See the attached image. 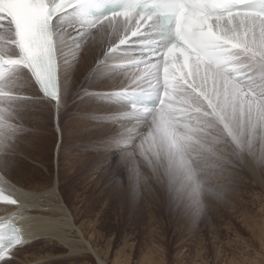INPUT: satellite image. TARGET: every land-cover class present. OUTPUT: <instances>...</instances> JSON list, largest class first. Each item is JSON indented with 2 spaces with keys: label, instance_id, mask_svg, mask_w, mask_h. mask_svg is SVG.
Returning a JSON list of instances; mask_svg holds the SVG:
<instances>
[{
  "label": "rangeland",
  "instance_id": "rangeland-1",
  "mask_svg": "<svg viewBox=\"0 0 264 264\" xmlns=\"http://www.w3.org/2000/svg\"><path fill=\"white\" fill-rule=\"evenodd\" d=\"M251 40L258 53L247 58L249 77L258 82L238 86L218 75L213 80L200 76L201 95L173 96L189 112L176 121L161 113L136 118L128 105L110 101L141 81L138 72L117 66L118 54L100 63L101 53L58 43L61 93L53 104L40 91L29 92L32 97L14 91L20 83L16 75H26L23 68L0 85L11 93L0 100L1 147L14 154L7 143L8 123L25 126L37 119L48 129L36 133L53 143L45 159L41 154L48 163L35 159L39 153L3 156L0 175L8 174L32 197L42 190L21 182L19 174L36 168L45 175L52 183V190L45 189L52 191L51 198L37 199L52 209L56 198L64 201L69 221L81 224L105 264H264V40ZM4 47L1 53L16 54ZM32 101L41 103L37 114ZM144 123L147 129L139 133ZM68 235L74 253L52 251L45 263L38 259L36 264H99L78 233ZM55 241L14 247L12 264L46 254Z\"/></svg>",
  "mask_w": 264,
  "mask_h": 264
},
{
  "label": "bare ground",
  "instance_id": "bare-ground-1",
  "mask_svg": "<svg viewBox=\"0 0 264 264\" xmlns=\"http://www.w3.org/2000/svg\"><path fill=\"white\" fill-rule=\"evenodd\" d=\"M73 23L76 24L75 29H72L70 26V24H73ZM250 26L251 27L247 29L248 42L252 38L264 40V25H259V24L255 23L254 21H252L250 23ZM126 27H127V21H111L110 20V21H104V22L100 23L98 26H96L95 28L89 29L88 27L81 25L80 21L77 19L76 11L74 9L68 10L65 13L60 14L56 18V22H55V26H54L55 52L57 54V48L56 47H58V46H56V45L58 43L59 44L62 43V44H70V45L75 44L78 46L82 45L83 47L87 48L88 50L93 51V53H95V56H97L99 53H101V55H102L111 45L118 43V41L120 40L121 35L123 33V30ZM125 30H127V28ZM237 32L242 33V30L237 29ZM14 40H15V34H14L12 26L9 24V22L4 21V22L0 23V48L3 45H5L4 48L7 47L10 50L14 51L15 50L14 49ZM251 49H252V52L254 54H256V52L258 53V51H256L254 48H252V46H251ZM90 51H89V55L91 54ZM15 52L18 55L17 51H15ZM96 52H97V54H96ZM259 54H260V52H259ZM57 59H59L58 54H57ZM59 68L60 67H58V80H59L58 97H60V93H61ZM16 69L18 70L21 68L18 66H15L14 70H16ZM21 70H23V69H21ZM25 74H26L25 76L16 75L15 80L20 82V83L17 85V87H14V91L17 93H21L24 95L28 94V96H31V94L29 92H32L33 94H35L37 91H40V90H39V88H37V85L35 84V82L33 83L30 81L31 76L27 72H25ZM139 77H140V74H139ZM215 77L216 76L213 75L211 80H213V78H215ZM249 78H251V77H249ZM253 78H254V76H253ZM198 84H199L200 90L202 91V89H201L202 87H201L200 82H198ZM4 92H6V91H4ZM7 92H8V95L11 96L10 91H7ZM40 94L43 95L42 99H44L48 102H51L53 104L54 101H52L51 98H48L42 92ZM0 100H2V96H0ZM13 101H16L18 104H20L19 102L21 100H20V98H17V99L14 98ZM40 104H39V102L32 101V106L35 108L36 114L38 113L37 107H40L41 106ZM40 110H38V111H40ZM30 120H33V121L25 122L24 123L25 126H20L19 123H17L16 121L14 122L15 124L8 123L9 129H7L6 132L9 131L11 134V137L9 138L10 140H8L7 143H10V149L9 150L13 151L14 154H8L6 152V149L4 147L3 148L1 147V145L5 141L2 139V137H0V157H1L0 159L1 160H3L4 157L10 158V157H15L14 155L19 156V154L22 156L23 155L28 156V153H30V155L34 158L35 154L39 153L40 157H36L35 159L38 160L41 164H44V162L48 163L44 159H45L46 155L48 156V154L50 152L51 145H53V143H51L49 139H46L43 136H42V138H40L41 134H37L35 131L38 128H40V129L42 128V129L47 130L48 126H46L44 123H42L44 126L39 127V123L36 122L37 119L31 118ZM1 122L2 121L0 119V123ZM5 125L8 126L7 124H5ZM8 137H9V135H8ZM16 137H18V138H16ZM18 140H21L22 144L19 145L20 143H18L16 145H14L15 142ZM40 141H42V142H40ZM60 146L61 145H59V149L57 148L55 150L56 157H58V151L60 150ZM40 151H43V152L41 153ZM41 154L44 156V159H43V157H41L42 156ZM15 163H16V161H15ZM23 165H24V163H23ZM86 167H88V166H86ZM86 167H83V168L85 169ZM27 171H28V168H27ZM79 173L82 174L81 171ZM66 174H67V177H69V176L71 177V175L68 176V173H66ZM7 175L8 174H6L5 176L0 175V217L4 216V217H1L0 220L3 219L5 221L6 220L12 221L15 224H17L19 226V229H20V239L25 240V241H30L29 243L25 244V246H27V247H29V246L33 247V245H36V244L39 245V243H41L44 239L56 240L55 242L52 243V248L46 254H42L38 258H37L38 255L34 256L35 259H34V257H33V259H28V258L23 257L22 260H20L19 262H15V264H36L38 259L40 260L38 262H44L45 263V261H47V259L50 256V252L56 251V250L61 251L64 249L65 250L68 249L70 253H74L75 252L74 242H73V240H70L71 238L69 237L70 235H68L69 233L70 234L71 233H74V234L78 233L81 236V243H83L84 245H87V247L84 249L86 250L88 248L90 250V252L92 253V255L94 254V256L96 257L99 264H105L104 261L99 258L95 248L92 245V242L90 240L85 239L86 238L85 237L86 232L82 228L81 224H79L77 226L75 224L74 220L72 219V217H71V220H73V222L69 221V218H68L69 213L67 210L68 207L66 208L64 201L62 202L60 199L56 198L57 199L56 207H55L56 209H52L51 207H46L40 203L41 200H39V199H41L43 196H47L49 199L51 198L50 195H51L52 191L50 192V189H51L50 187L52 186L51 185L52 183H50L47 180V178H45V175H43L36 168L34 169V172L29 171V173L26 172V173H20L19 174L22 176V177L19 176V179H22L21 182L32 183V186H33L32 189L36 190V188H38L39 190H42V192L35 193L36 197H32V192L30 193L28 191V189L25 188L24 185L20 184L18 181L15 182L14 180H12V178H10V176L8 177ZM63 175L65 176V174H63ZM83 175H85V174H83ZM74 177H76V176H74ZM79 180H80V177H79ZM35 184L37 187L35 186ZM59 185H61V182ZM32 186H30V187H32ZM30 187H28V188H30ZM56 187H58V185ZM64 187L65 186L63 185L62 189ZM46 188H50V189L45 190ZM32 189H29V190H32ZM37 198H39V199H37ZM93 202H95V201H93ZM13 206H15L16 208H13ZM33 206H35V207L33 208ZM57 212L60 213V215H58ZM60 216L63 217V220H67V221L61 222L60 220L62 218ZM88 235H89V233H88ZM83 238H84V240H83ZM13 250H15V248H13ZM77 251L80 252V250H77ZM44 258H47V259H44ZM33 260L35 261V263L32 262Z\"/></svg>",
  "mask_w": 264,
  "mask_h": 264
},
{
  "label": "snow or ice",
  "instance_id": "snow-or-ice-1",
  "mask_svg": "<svg viewBox=\"0 0 264 264\" xmlns=\"http://www.w3.org/2000/svg\"><path fill=\"white\" fill-rule=\"evenodd\" d=\"M9 227L10 231L14 233L13 235H9L5 238L4 233H0V264H12L15 260L13 248L16 246L23 247L30 242L20 239L18 235H15V229L11 226Z\"/></svg>",
  "mask_w": 264,
  "mask_h": 264
},
{
  "label": "clouds",
  "instance_id": "clouds-1",
  "mask_svg": "<svg viewBox=\"0 0 264 264\" xmlns=\"http://www.w3.org/2000/svg\"><path fill=\"white\" fill-rule=\"evenodd\" d=\"M167 157L165 156V159H166ZM145 159H147V158H145ZM129 160H130V162H131V158H129ZM157 163H162V161H160V160H157Z\"/></svg>",
  "mask_w": 264,
  "mask_h": 264
}]
</instances>
